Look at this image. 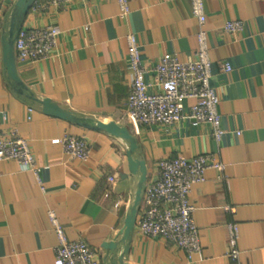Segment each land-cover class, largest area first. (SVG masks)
<instances>
[{"label": "crops", "instance_id": "crops-1", "mask_svg": "<svg viewBox=\"0 0 264 264\" xmlns=\"http://www.w3.org/2000/svg\"><path fill=\"white\" fill-rule=\"evenodd\" d=\"M15 2L3 0L0 19V131L13 128L29 141L41 185L15 160L0 161V264H56L49 210L66 237L86 241L103 264V244L117 239L118 253L125 245L119 232L140 177L129 170L123 139L49 115L25 94L48 98L91 126L112 121L128 128L138 145L133 157L145 162L146 181L156 178L161 158L208 153L224 165L221 172L208 168L189 194L199 252L188 256L173 242L134 226L124 264H264V0H204L211 83L225 130L219 142L208 123L182 118L170 126H136L126 118L125 36H136L150 70L163 54L193 60L198 23L190 0H128L130 12L123 18L116 0H74L44 12L30 8L22 27L54 25L60 33L47 58L16 59L25 94L12 88L3 64L2 39ZM226 20H240L243 28L225 32ZM145 79L150 91L158 90L151 71ZM191 103L186 100L185 106ZM65 134L89 142L87 160L69 157L53 142ZM229 223L238 224V260L226 255Z\"/></svg>", "mask_w": 264, "mask_h": 264}, {"label": "built area", "instance_id": "built-area-1", "mask_svg": "<svg viewBox=\"0 0 264 264\" xmlns=\"http://www.w3.org/2000/svg\"><path fill=\"white\" fill-rule=\"evenodd\" d=\"M72 1L74 0H34L30 8L44 12L50 8H62ZM116 2L119 17L123 18L130 12L129 2ZM190 7L198 23L195 33L197 46L193 60L180 61L176 55L163 54L150 70L142 60L136 36L133 33L125 36L130 72L126 118L136 126H170L182 118H188L194 125L208 123L212 137L219 142L225 130L221 125L218 109L220 100L211 83V59L207 32L204 29V0H190ZM2 11L3 0H0V19ZM222 28L225 32L234 33L243 28V23L240 20H226ZM59 33V28L54 25L21 27L14 41L17 61L37 62L47 58L56 46ZM223 68L230 70L228 64H224ZM150 71L158 88L156 91L149 90L150 84L145 79ZM186 100H191L192 103L185 106ZM28 110L31 112L32 108ZM53 142L60 143L65 154L71 158L87 160L89 157L91 146L84 137L65 134ZM3 160H15L21 170L31 171L41 185L39 168L30 143L13 128L0 131V161ZM211 167L221 172L224 165L208 153L159 159L156 163V178L145 181L143 185L141 207L135 223L139 232L171 241L188 256L199 252V232L192 218L194 205L189 201V194L194 184L205 180V172ZM108 178L110 181L114 180L113 176ZM40 188L43 189L42 186ZM47 215L57 238L56 264H99L95 251L86 241L68 239L56 213L49 210ZM227 229L226 255L238 260V224L229 223Z\"/></svg>", "mask_w": 264, "mask_h": 264}, {"label": "water", "instance_id": "water-1", "mask_svg": "<svg viewBox=\"0 0 264 264\" xmlns=\"http://www.w3.org/2000/svg\"><path fill=\"white\" fill-rule=\"evenodd\" d=\"M33 1L34 0H16L14 8L11 12V22L9 30L6 36L2 39L3 64L6 70V78L10 82L12 88L18 94H25L26 88L17 75L14 41L16 39L18 31L22 27L23 20L26 17ZM25 95L31 100L38 102L42 106L43 111L49 115L75 122L78 125L84 127H91L95 130L106 131L116 137L123 139L128 144L126 156L128 160L129 170L132 173L139 172L140 177L137 182L134 200L124 218V226L119 232V235H122L121 241L125 242V245L123 246L121 252L118 253L119 241L117 239L103 244L104 249L107 251L103 259V264H124V256L126 255L128 249L127 242L131 237L133 228L136 223V215L138 212L139 202L141 200V193L147 177V170L144 160H139L133 157V154L138 149L136 139L129 132L128 128H126L125 126L117 125L115 122L111 121L103 123L97 121L93 126H91L88 123L82 122L80 118L75 116L72 112L60 107L58 104L54 103L48 98L37 99L31 94Z\"/></svg>", "mask_w": 264, "mask_h": 264}]
</instances>
